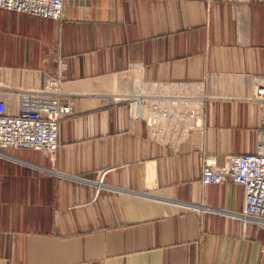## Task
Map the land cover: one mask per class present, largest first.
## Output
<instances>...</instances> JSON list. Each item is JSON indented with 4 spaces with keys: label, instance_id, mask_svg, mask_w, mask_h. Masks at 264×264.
<instances>
[{
    "label": "crops",
    "instance_id": "1",
    "mask_svg": "<svg viewBox=\"0 0 264 264\" xmlns=\"http://www.w3.org/2000/svg\"><path fill=\"white\" fill-rule=\"evenodd\" d=\"M64 3L61 20L0 7V110L46 97L61 60L72 106L55 154H0V264H264L243 186L201 179L203 154L256 148L264 0ZM155 81L202 96V126L153 136L122 96Z\"/></svg>",
    "mask_w": 264,
    "mask_h": 264
},
{
    "label": "built area",
    "instance_id": "2",
    "mask_svg": "<svg viewBox=\"0 0 264 264\" xmlns=\"http://www.w3.org/2000/svg\"><path fill=\"white\" fill-rule=\"evenodd\" d=\"M64 0H0V7L27 12L40 17L61 20ZM137 65L135 62L131 66ZM66 62L61 60L58 69L46 84V97L35 105H24L16 113L0 110V154L7 148H32L50 155L59 148L60 121L72 113L68 101L57 97L61 80L65 77ZM163 82L138 83L122 96L129 101L130 112L144 117L153 136H187L190 129L202 126L205 109L203 97L198 96L190 109V92L172 90L166 93ZM152 87L153 91L146 89ZM252 99L257 101L262 112L261 124L257 129L256 148L241 154L230 155L223 164L212 154L201 158L204 184L231 181L244 188L245 206L242 216L252 215L264 222V77L255 86ZM168 103L169 108L164 107ZM171 122L165 124V118ZM105 171L100 172L94 182L96 191L106 185Z\"/></svg>",
    "mask_w": 264,
    "mask_h": 264
}]
</instances>
